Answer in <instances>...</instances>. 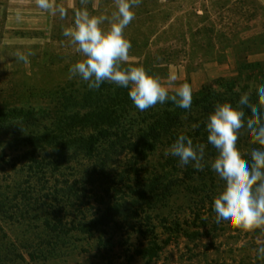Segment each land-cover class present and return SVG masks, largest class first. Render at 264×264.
I'll return each instance as SVG.
<instances>
[{
    "label": "rangeland",
    "instance_id": "1",
    "mask_svg": "<svg viewBox=\"0 0 264 264\" xmlns=\"http://www.w3.org/2000/svg\"><path fill=\"white\" fill-rule=\"evenodd\" d=\"M56 4L67 9L65 19L35 0H0V264H264L256 255L264 230L216 223L213 202L225 182L210 166L214 147L205 150L202 171L166 156L167 141L154 152L132 148L144 123L178 107L168 101L140 111L128 88L104 82L90 90L79 77L68 78L83 57L62 33L82 6L79 0ZM86 7L92 15L114 10L113 0H89ZM133 11L124 30L132 44L124 66H143L165 86L175 74L169 95L185 82L192 97L204 87L222 94L224 80L241 67H264L258 61L264 0H142ZM18 50L35 54L26 64L15 58ZM90 92L92 103L82 99ZM97 106L107 107L111 125L93 117L92 125L79 127L76 120L98 113ZM194 125L182 127L194 131ZM100 132L108 136L88 159L77 140ZM31 136L60 140L34 150L26 145ZM259 147L241 132L242 158L250 160ZM114 204L131 210L110 230L85 236ZM154 244L162 248L157 258L135 256Z\"/></svg>",
    "mask_w": 264,
    "mask_h": 264
},
{
    "label": "clouds",
    "instance_id": "2",
    "mask_svg": "<svg viewBox=\"0 0 264 264\" xmlns=\"http://www.w3.org/2000/svg\"><path fill=\"white\" fill-rule=\"evenodd\" d=\"M82 7L74 10L73 22L63 28V36L83 59L69 68V79L79 77L90 90H98L108 82L128 88L134 106L146 111L157 104L170 101L176 107L190 110L192 88L187 82L169 95V88L177 80L172 74L169 84L161 83L159 76L148 74L143 66H124L130 58L131 42L124 30L135 19L134 8L142 0H113L114 10L110 14L92 15L86 5L89 0H79ZM35 5L61 20L67 17V9L57 5L56 0H35ZM16 19H22L19 11ZM107 25V27H104ZM32 51L15 53L18 61L29 63ZM258 101L252 103L251 93L244 92L234 108L230 103H217L206 123L207 143L217 150L211 169L225 182L222 191L214 198L213 208L216 223L227 230L251 232L264 230V85L257 89ZM245 109L250 115L246 117ZM193 127H199L194 125ZM244 130L252 144L259 145L250 153V160L242 158L237 141ZM204 143H193L185 134H180L165 155L179 158L180 166L192 163L202 171L205 166ZM257 259L264 261V243L256 249Z\"/></svg>",
    "mask_w": 264,
    "mask_h": 264
},
{
    "label": "trees",
    "instance_id": "3",
    "mask_svg": "<svg viewBox=\"0 0 264 264\" xmlns=\"http://www.w3.org/2000/svg\"><path fill=\"white\" fill-rule=\"evenodd\" d=\"M261 85H264V67H262L261 64L254 63L241 67L238 69L237 76L235 78H232L231 80H224L220 89V93L222 94H218L217 92L204 87L199 94L194 95L192 98V107L190 110L178 107L170 116H164V118L162 116L156 121H152V123H144L145 131L141 133V136L138 139L139 141L134 143L132 148H134L137 152H154L158 144L163 143L164 141H167V143L171 146L180 134L187 135L193 140L194 144H206V149L209 148V146L213 147L207 143L206 123L208 116L214 112L215 105L217 103L222 104L228 102L235 108L238 104L240 95L244 92H250L251 102L256 103L258 101L257 89ZM93 97H95V95H93V92H90L89 94L83 96L82 99L84 101L90 100V103H92ZM101 102L103 106L108 104V101ZM103 106H97V108L99 107L98 113H90L76 120L79 127L86 128L92 125L93 117L103 120L102 122L104 123L102 124L107 125V127L111 125L106 121L109 118L107 117V107L101 109ZM245 112L246 119L247 116L250 115V112L247 109H245ZM191 124L199 125V127H196L194 131H191L189 128L188 130H184L182 127V125L190 126ZM60 130L65 132L61 128ZM241 132H244V130H241ZM107 136L108 133L100 132L97 136L91 135L87 139H78L77 143L79 150L86 158H94L98 146L102 141L106 140ZM43 139L44 138L41 137L31 136L26 140V145L34 148L35 150L38 146H40V148H44L42 147L43 144L51 145L53 141L55 142V140H60L58 137H54V139H51L52 141L45 143V141H42ZM248 161L251 163V160ZM130 210L131 209L124 205L114 204L109 207L102 216H100L94 226L108 227L111 223H114L117 218L124 217ZM161 250L162 248L159 245L154 244L152 247L141 251L140 255L144 258H148V261H150L157 258L159 254L158 251Z\"/></svg>",
    "mask_w": 264,
    "mask_h": 264
},
{
    "label": "crops",
    "instance_id": "4",
    "mask_svg": "<svg viewBox=\"0 0 264 264\" xmlns=\"http://www.w3.org/2000/svg\"><path fill=\"white\" fill-rule=\"evenodd\" d=\"M234 1V0H233ZM259 59H258V61H261V60H263L264 61V55H262L261 57H258ZM114 223H111L108 227H101V226H97V227H94L92 230H91V232H84V235L85 236H93L92 235V232L94 233V235H95V233H96V231L98 232H100V230H110L111 229V227H112V225H113ZM135 256H138L140 259H145L146 260V258H144L143 256H141V255H135Z\"/></svg>",
    "mask_w": 264,
    "mask_h": 264
}]
</instances>
